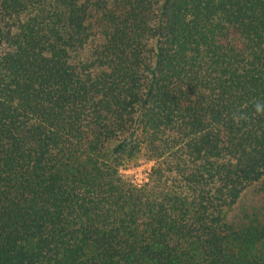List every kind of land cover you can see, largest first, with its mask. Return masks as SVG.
<instances>
[{
	"label": "trees",
	"instance_id": "trees-1",
	"mask_svg": "<svg viewBox=\"0 0 264 264\" xmlns=\"http://www.w3.org/2000/svg\"><path fill=\"white\" fill-rule=\"evenodd\" d=\"M263 181L264 0H0V264H264Z\"/></svg>",
	"mask_w": 264,
	"mask_h": 264
},
{
	"label": "rangeland",
	"instance_id": "rangeland-1",
	"mask_svg": "<svg viewBox=\"0 0 264 264\" xmlns=\"http://www.w3.org/2000/svg\"><path fill=\"white\" fill-rule=\"evenodd\" d=\"M122 172L130 180L137 184L145 182L152 167V162L141 153L135 154L132 158L124 156ZM231 216L240 219V222L248 223L258 216L259 220L264 218V181L252 187L242 198L240 204L232 210Z\"/></svg>",
	"mask_w": 264,
	"mask_h": 264
},
{
	"label": "clouds",
	"instance_id": "clouds-1",
	"mask_svg": "<svg viewBox=\"0 0 264 264\" xmlns=\"http://www.w3.org/2000/svg\"><path fill=\"white\" fill-rule=\"evenodd\" d=\"M255 107L257 112H260L262 110V105L259 103H257Z\"/></svg>",
	"mask_w": 264,
	"mask_h": 264
}]
</instances>
